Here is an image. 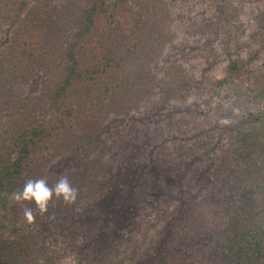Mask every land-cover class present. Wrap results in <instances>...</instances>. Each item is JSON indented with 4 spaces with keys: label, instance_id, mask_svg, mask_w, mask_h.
<instances>
[{
    "label": "trees",
    "instance_id": "obj_1",
    "mask_svg": "<svg viewBox=\"0 0 264 264\" xmlns=\"http://www.w3.org/2000/svg\"><path fill=\"white\" fill-rule=\"evenodd\" d=\"M154 1L83 0L79 11L64 17V28L59 22L61 29L56 40L60 49H55L47 58L51 65L60 58L62 66L53 64L55 69L51 66L49 70L55 79L39 104L41 115L24 117L6 135L0 147V264H31L33 261V231L24 230L23 211L13 213L17 202L12 199V193L21 189L27 180L39 179L31 174L41 166L51 141L65 138V134L79 135L87 129L84 122L87 111L79 108L76 94L97 81L105 82L106 89L110 90L108 106L118 107L115 100L119 97L132 107L144 102L152 112H158L166 107L163 105L172 104L167 100L171 90L177 95L174 103L188 101L200 94L205 109L188 118L184 128L176 129L182 136H187V189L190 192L187 210L161 211L154 220H150L151 217L144 219L142 234L134 239L123 227L137 224L143 204L149 202L147 197L143 198L146 193L142 191V195L137 188L129 186L125 175L124 186H119L120 190L110 196L115 195L116 199H109L107 196L113 190L108 180L98 181L102 187L92 197L91 201H96L94 205L103 206L100 199L106 197L109 202L121 201L117 208L122 207V210L120 216L111 217L107 229L102 226L106 230L104 237L98 236V232L90 236L95 240L88 261L91 264H264V83L256 77L258 72H264V9H256L251 26L240 29L234 39L238 43L237 53L228 56L220 74L206 75L199 86L189 77L187 89L184 78L177 83L186 70L181 65L173 64L167 71L172 77L169 87L157 76L158 59L164 56V47H156L151 37L149 41L143 38L148 19L141 16ZM42 16L40 12L35 16L38 19L29 17L34 19L32 23L24 18L25 23L17 31L16 39L21 38L27 43V32L33 29L40 35L38 28L42 23L38 21ZM222 37H225L224 41H221ZM215 38L226 50L233 41L227 35ZM125 47L133 53L138 50L142 53L137 77L127 79L124 76L121 49ZM93 49L98 56H93ZM212 51L216 54L218 48ZM80 53L91 56L84 60ZM32 58L33 53L26 51L5 53L3 71H9L16 82L28 87L31 78H19L25 70L38 69L33 60L30 61ZM145 62L150 68L145 69ZM243 73L254 75L246 78H251V83L245 84ZM190 92L193 94L189 95ZM171 111L177 112L175 106ZM131 145L134 147L135 143ZM132 146L130 155L125 156L128 159L122 157V160L133 167L138 164L141 153L135 154ZM116 156L109 162L98 161L92 167L93 173L101 178L104 165L109 175L118 173L116 167L119 168L121 154ZM195 161L200 163L196 168ZM181 175H186L185 169ZM159 179L164 180L165 188L171 185L169 179ZM152 198L156 196L152 195ZM90 214L92 220L85 226L93 225L97 229L103 214L99 209ZM12 216H17L13 219L14 224L7 221ZM171 217V220L176 219L175 225L172 222L162 224V220ZM18 221L22 223L18 225ZM160 224L165 226L160 229ZM178 241L186 243L181 250Z\"/></svg>",
    "mask_w": 264,
    "mask_h": 264
},
{
    "label": "rangeland",
    "instance_id": "obj_2",
    "mask_svg": "<svg viewBox=\"0 0 264 264\" xmlns=\"http://www.w3.org/2000/svg\"><path fill=\"white\" fill-rule=\"evenodd\" d=\"M82 1L0 0V147L6 135L12 132L24 117L41 115L39 104L55 79L54 75L50 76L49 70L51 66L55 69L56 66L53 64L62 66V60H58L60 58L53 61L52 65L49 64L47 55H51V52L59 48L56 37L58 30L65 27L64 17L79 11L78 7ZM153 3L150 9L143 10L141 16L148 19L145 23L146 31L142 33V36L146 33L143 38L149 41L151 37L156 47H164V56L158 59L160 69L157 68L156 74L164 85L169 87V80H172V77L167 71L173 64L181 65L186 70L177 83L184 78L183 83L187 89L190 87L189 77L200 85L201 79L206 75L220 74L228 56L237 53L238 43L236 44L234 39L240 29H248L255 20V10L262 7L264 9V0H155ZM40 12L43 14L38 21L42 23L38 28L40 35L33 29L27 32V43H23L21 38L17 40V31L25 23L23 19H29L31 16L35 18ZM29 20L32 23L34 19ZM217 35H227V38L233 39L227 50L221 42L225 37L219 41L215 38ZM215 47L218 48L216 54L212 51L216 50ZM20 51L33 53L30 61L33 60L34 67H38L21 73L20 80L23 76L31 78L28 87L16 82L9 71H3L4 54ZM91 51L93 56H98L96 49ZM121 52L124 55L121 60L125 63L124 76L127 79L130 76L137 77L141 69L139 56H142V53L139 50L133 53L127 47L121 49ZM81 55H84V60H89L91 56L90 53ZM144 67L150 68L148 62L144 63ZM253 76L243 73L245 84L251 83L252 79L246 78ZM256 77L264 83L263 71L258 72ZM106 88L103 81L91 82L85 90L76 94L77 104L81 105L79 108L87 111V118H84L87 129L79 135L65 134L66 137L59 138L60 141L57 139L51 141L45 149L41 166L36 167L31 174L35 178H45L50 185L60 177L67 176L78 189L75 202L68 204L54 197L49 202L46 213L41 215L37 211L32 221L26 216L25 222L18 221V225L22 223L24 230L28 228L33 231L34 259L31 264H91L87 256L94 250L92 243L95 238L90 236L97 235L98 232V236L104 237L106 230L103 227L107 229L106 224L113 215H121L119 212L122 207L117 208L121 201L109 202V199H116L115 195L112 198L110 196L120 190L119 186H124L125 175L129 179L127 181L129 186L146 193L143 198L147 197L149 201L143 204L142 215L137 224L123 227V230L130 233L134 239L142 234L144 219L151 217L150 220H154L161 211L176 212L182 208L187 210V197L190 193L187 189V136H182L183 134L176 132V129L184 128L188 118L205 109L202 96L200 94L190 98L188 96V101L174 103L177 95L169 90L171 97L166 99L172 104L163 105L166 107H162L158 112H152L151 107L144 102L141 105L134 104L132 107L119 97L115 100L118 107L108 106L107 99H110L111 93ZM173 106L177 112L171 111ZM119 133L120 137L117 136ZM133 142L134 147L131 145ZM131 146L135 154L141 153L137 158L138 164L133 167L122 160V157L128 159L125 156L130 155ZM117 154H121L118 160L119 168L116 167L118 173L109 175L105 165L101 169L103 173L101 178L93 173L92 167L98 161L109 162L114 160ZM199 165V161H195V168ZM98 167L100 168L99 165ZM140 169L143 171L140 172ZM183 169L186 170V175L179 176ZM130 170L133 171L129 174ZM159 177L169 179L171 185L165 188L164 180L160 181ZM103 179L108 180L113 191L112 193L107 191L111 193L108 196L106 194L109 199L106 200V197L100 199L103 206L98 207L94 205L96 201L91 200L99 193L98 190L102 186L98 181ZM105 188L108 189L106 186ZM152 195L156 198H152ZM21 203L15 205L13 213L18 211L25 213L27 208L35 210L34 202ZM95 209H99L103 214L102 223L99 222L101 226L97 225L96 229L91 225L95 228L93 229L86 224V227L85 223L92 220L89 213ZM16 217L12 216L7 221L14 224L13 219ZM171 219L172 217L162 220V224L168 225L172 222L175 225L176 219ZM165 225L160 224V229ZM177 245L181 246L179 247L181 250L186 243L178 241Z\"/></svg>",
    "mask_w": 264,
    "mask_h": 264
},
{
    "label": "clouds",
    "instance_id": "obj_3",
    "mask_svg": "<svg viewBox=\"0 0 264 264\" xmlns=\"http://www.w3.org/2000/svg\"><path fill=\"white\" fill-rule=\"evenodd\" d=\"M54 197L71 204L77 200L78 189L72 185L67 176H62L51 185L45 178L29 179L21 189L12 193V199L17 203L34 202L35 210L32 208L25 210V216L29 221L35 218L37 211L41 215L46 213L49 202Z\"/></svg>",
    "mask_w": 264,
    "mask_h": 264
}]
</instances>
